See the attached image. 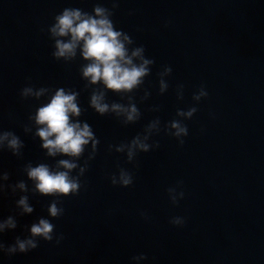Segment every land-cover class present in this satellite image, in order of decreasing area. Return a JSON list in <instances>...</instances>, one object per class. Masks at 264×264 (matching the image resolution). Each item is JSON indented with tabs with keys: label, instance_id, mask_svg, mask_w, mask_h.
I'll return each instance as SVG.
<instances>
[{
	"label": "clouds",
	"instance_id": "9594fccd",
	"mask_svg": "<svg viewBox=\"0 0 264 264\" xmlns=\"http://www.w3.org/2000/svg\"><path fill=\"white\" fill-rule=\"evenodd\" d=\"M119 0H111V7H105L102 3L93 4L91 12L83 11L76 7H65L53 17V23L47 28L49 39L52 41L51 56L56 60L69 62L77 56L79 50L80 57L87 61L79 69V74L84 80L85 87L88 85H101L100 90L93 89L88 98V106L98 115L112 113L116 117H122L123 123L135 122L140 118V112L132 97H127L128 103H109L106 101V90L123 96L132 93L144 84L145 77L150 74V66L153 59L145 56L143 45L136 46L130 35L115 27L112 16L113 9L118 6ZM172 69L164 65L157 73L158 93L163 94L168 88L166 77ZM183 84L176 87V96L180 100L183 98ZM149 93L145 91L144 98ZM19 96L24 98H44L34 112L29 113L28 120L35 126L34 136L40 140V148L46 150L48 157L64 156L66 159H58L54 165L47 163L28 162L23 167V172L28 181L31 182L29 188L24 180H19L14 184L5 185L3 182L9 179L6 171L0 172V193L7 188L15 194L32 191L41 196H52L53 199L47 205V215L51 218L61 216L64 209L60 205L61 196L77 195L81 188L80 177L84 175L88 167V161L92 160L97 151L99 143L92 128L86 122L76 119L81 115L82 109L78 106L79 93L76 90L66 87L35 88L31 84L19 90ZM208 92L201 84L192 94L191 106L185 109H177L176 117L166 122L164 132L174 137L178 145H183L184 137L188 135V128L183 121L192 118L196 113V104L201 98H206ZM213 115L210 113V116ZM160 121L154 119L144 128L143 135L137 134L127 143L109 145L108 148L118 153H124L126 162L134 163V157L139 152L154 150L159 145L150 138L160 132ZM29 131L28 128L24 129ZM88 153L83 165L78 161L85 153V146H89ZM23 141L11 130H0V149L9 151L13 156H20L23 148ZM73 170L75 174H73ZM112 185L121 187L130 186L133 183L131 171L119 167L118 171L109 176ZM182 185V181H177L175 187L166 189L169 201L175 205L184 197L183 190H177ZM17 215H28L34 211L29 203L27 195L21 194L14 201ZM140 215L147 219L145 213ZM169 223L174 226H183L185 218L173 216ZM17 227V220L14 215L0 218V234L6 230H14ZM55 225L50 219L38 217L35 222L27 226V234L21 238L15 237L14 241L7 246L0 242V253L5 256H12L16 253H25L35 249L38 241H54L59 243L63 239L62 234H55ZM133 264H141L146 260L143 253L134 255L131 258Z\"/></svg>",
	"mask_w": 264,
	"mask_h": 264
}]
</instances>
